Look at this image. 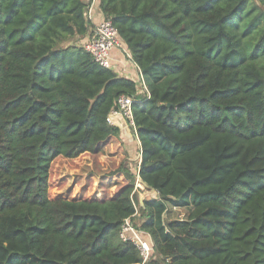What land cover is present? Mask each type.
I'll return each mask as SVG.
<instances>
[{
    "label": "trees",
    "instance_id": "obj_1",
    "mask_svg": "<svg viewBox=\"0 0 264 264\" xmlns=\"http://www.w3.org/2000/svg\"><path fill=\"white\" fill-rule=\"evenodd\" d=\"M97 4L149 97L67 43L89 33V0H0V264H264V0ZM123 94L151 194L139 226L131 151L106 121ZM90 158L105 171L64 189Z\"/></svg>",
    "mask_w": 264,
    "mask_h": 264
},
{
    "label": "built area",
    "instance_id": "obj_2",
    "mask_svg": "<svg viewBox=\"0 0 264 264\" xmlns=\"http://www.w3.org/2000/svg\"><path fill=\"white\" fill-rule=\"evenodd\" d=\"M95 1L96 0L91 1L89 9ZM82 46L91 54L93 60L103 67L112 68L113 55L118 54L119 57L130 61L132 66L139 70L138 66L133 62L126 45L121 40L117 29L107 18L102 17L92 25ZM138 78L143 87L144 95L149 97V93L145 83L142 80L140 70ZM134 101L135 99L133 96L124 94L120 95L116 100V107L110 110L106 117V121L109 124H114L116 118L124 119L128 126L132 129L134 137L138 142L136 133L134 132L135 125L132 113V104ZM137 181L139 182L138 175ZM119 237L122 240L132 241L137 246L142 256L143 262L148 259L151 253V245L147 240L144 239L142 233L132 225L129 218L124 219L119 231Z\"/></svg>",
    "mask_w": 264,
    "mask_h": 264
},
{
    "label": "rangeland",
    "instance_id": "obj_3",
    "mask_svg": "<svg viewBox=\"0 0 264 264\" xmlns=\"http://www.w3.org/2000/svg\"><path fill=\"white\" fill-rule=\"evenodd\" d=\"M92 0H89V3ZM67 43L69 44H81L83 45L84 41L83 38L82 39H77V37H73L71 38ZM137 83V88H138V94L136 95L138 98L139 97H143L144 96V91H143V87L141 85V82L138 80H136ZM132 134V133H130ZM132 136H130V139ZM122 141L124 142L123 138L121 137ZM130 139L128 141H130ZM125 140V143H127L128 141ZM131 142V141H130ZM137 146V145H136ZM136 148L133 145V149L131 147H129V150L133 153V155H136L137 152L135 150ZM134 156L129 157V159L126 162V168L127 170L131 171V172H135V188H134V195H133V200H134V204L137 210V217H135V222L137 223V226H139L140 222L142 221L143 217L141 215L140 212V208H141V202L144 198L150 197V193H148V191L141 185L139 184V182L137 181V173H136V167H137V163H135V159ZM83 169L81 171L80 170H73L68 172L67 170L63 169L61 170V174L62 176H65L68 179V184L64 189H67L69 184H73V182L79 180V178L84 179L83 182L86 183V179H87V168H91L92 170L96 171V172H103L105 171V166L99 165V164H94V159L90 158V159H84L83 160ZM107 168H109L108 165H106ZM96 181H98V179H96ZM187 214V209L183 208V207H169L167 215L168 218L171 219H182L186 216ZM143 233V232H142ZM149 264H167L166 261H164L163 259H161V257H159L156 254H153L151 256V259L149 260Z\"/></svg>",
    "mask_w": 264,
    "mask_h": 264
},
{
    "label": "crops",
    "instance_id": "obj_4",
    "mask_svg": "<svg viewBox=\"0 0 264 264\" xmlns=\"http://www.w3.org/2000/svg\"><path fill=\"white\" fill-rule=\"evenodd\" d=\"M91 2L89 3L87 7V12H86V18L90 22L91 26L97 22L100 18H102V14L99 12L98 9V4L97 0L92 4L91 8L90 7ZM86 36L83 38V41L85 40ZM112 70L118 75V76H123V77H128L133 80H137L139 77V70L137 68L133 67L131 62L125 59H122L121 57L118 56V54L113 55V66ZM114 125L118 126L120 128V137L123 138L125 146L129 149L131 147L133 149V145L136 148V145L138 144L136 138L134 137V134L131 130V128L128 126V124L125 122L124 119L116 118L114 121ZM132 133V134H130ZM130 136H132L130 139ZM130 139V141L128 140ZM125 140L128 142L125 143ZM137 152V151H136ZM131 156H134V159L136 160V163L139 162L140 157L139 153L137 152L136 155H133L131 152Z\"/></svg>",
    "mask_w": 264,
    "mask_h": 264
},
{
    "label": "water",
    "instance_id": "obj_5",
    "mask_svg": "<svg viewBox=\"0 0 264 264\" xmlns=\"http://www.w3.org/2000/svg\"><path fill=\"white\" fill-rule=\"evenodd\" d=\"M139 184H141L144 188H147V185L143 181H141L140 179H139ZM150 190L153 191L152 188Z\"/></svg>",
    "mask_w": 264,
    "mask_h": 264
}]
</instances>
